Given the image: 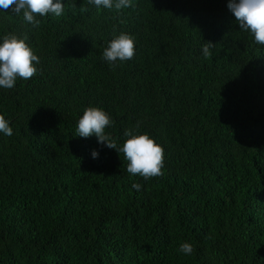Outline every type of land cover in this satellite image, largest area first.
Segmentation results:
<instances>
[{"label":"trees","instance_id":"trees-1","mask_svg":"<svg viewBox=\"0 0 264 264\" xmlns=\"http://www.w3.org/2000/svg\"><path fill=\"white\" fill-rule=\"evenodd\" d=\"M229 2L64 0L38 29L0 10V37L27 33L40 58L0 89L14 133L0 134V264H264V46ZM121 33L136 55L113 68L102 53ZM88 107L111 115L117 149L149 133L163 174L132 176L123 153L78 137Z\"/></svg>","mask_w":264,"mask_h":264},{"label":"clouds","instance_id":"clouds-1","mask_svg":"<svg viewBox=\"0 0 264 264\" xmlns=\"http://www.w3.org/2000/svg\"><path fill=\"white\" fill-rule=\"evenodd\" d=\"M97 10H113L118 13L125 9H134V0H88ZM228 9L243 32L250 33L259 46H264V0H230ZM11 8L16 17H22L25 25L33 29L40 27V18L49 15L61 17L65 11L64 0H0V10ZM0 14H5L0 11ZM210 43L202 48L204 57L209 56ZM137 38L134 35L121 33L115 36L102 53V60L110 67H117L120 62L132 60L136 55ZM40 58L30 43L27 33L18 35L10 32L0 37V89L11 90L17 81L30 80L38 74ZM12 121L0 114V134L11 137ZM113 124L111 115L100 107H88L77 122V136L81 138L96 137L102 147L115 149L123 153L128 161L127 173L144 179L158 177L165 167V152L149 133L126 131L127 139L119 149L106 129ZM92 159H99L100 152L93 150ZM132 188L140 191L141 184L134 183ZM178 252L190 256L194 252L191 243L180 245Z\"/></svg>","mask_w":264,"mask_h":264}]
</instances>
